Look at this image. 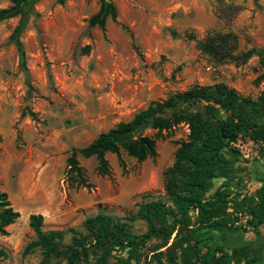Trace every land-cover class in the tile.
<instances>
[{
  "label": "rangeland",
  "instance_id": "rangeland-1",
  "mask_svg": "<svg viewBox=\"0 0 264 264\" xmlns=\"http://www.w3.org/2000/svg\"><path fill=\"white\" fill-rule=\"evenodd\" d=\"M116 16L103 28L87 27L98 0H37L36 15L20 33L32 90L17 67L16 51L8 36L16 17L0 20V191L6 193L18 217L0 235V264H42L38 248L26 251L34 233L30 213L42 215L41 229L62 230L68 243L73 232L85 233L87 216L102 213L121 218L133 233L146 223L133 216L140 202L159 198L170 207L162 189V171L173 161L177 142L187 128L178 124L155 139L154 157L137 161L123 150L106 152V174L98 173L93 156H77L80 174L67 171L71 148L89 143L99 132L126 121L148 103L194 84L224 83L238 94L255 98L264 84V59L244 62L217 60L199 48L206 35L235 37L233 53L264 48V0H109ZM8 5L0 0V8ZM261 78L257 80V77ZM142 134L152 136L153 130ZM234 151L220 152L232 174L214 178L205 196L221 187L230 192L225 214L230 227L197 230L231 243L251 244L249 258L264 264V223L246 212L260 186L246 177L243 164L261 155L264 146L241 137ZM149 194L150 197L145 196ZM191 219L195 212H189ZM171 221V218H169ZM72 229V230H70ZM173 233L168 239L172 243ZM148 239L139 264H155ZM208 240L199 242L200 252ZM163 249V248H162ZM116 253L108 264L116 263ZM164 264V257H161ZM48 264H64L52 260ZM87 264H97L95 258ZM200 264V263H196Z\"/></svg>",
  "mask_w": 264,
  "mask_h": 264
},
{
  "label": "trees",
  "instance_id": "trees-1",
  "mask_svg": "<svg viewBox=\"0 0 264 264\" xmlns=\"http://www.w3.org/2000/svg\"><path fill=\"white\" fill-rule=\"evenodd\" d=\"M7 1L8 5L0 8V20L17 18L8 41L16 51L17 67L29 97L32 86L19 36L29 17L36 15L34 4L37 0ZM115 16V7L109 0H98L97 10L87 19V27L102 29L106 19L114 20ZM235 44L233 35L215 33L199 41V48L217 60L244 62L253 55L264 59V48L233 53ZM260 78L258 76L257 80ZM178 124L186 126V136L177 142L172 163L162 171L163 194L172 207L159 198L140 202L129 218L146 223L142 233H133L129 223L119 217L96 213L83 220L85 233L73 232L69 242L64 243L62 230L43 231L42 215L30 213L27 224L34 233V239L25 250L38 248L42 264L52 260L63 261L64 264H87L89 257L95 258L97 264H108V257L113 252L117 261L113 264H139L140 249L148 239H155V244L149 248V257L155 264H163L161 257H164V264H255L252 263L254 258L248 257L251 251L249 242L239 240L231 243L211 233L204 237L194 233L209 228H222L226 233L237 231L228 225L229 219L225 214L226 205L232 198L230 192L221 186L207 196L205 193L212 179L232 174L228 161L220 152L224 149L234 151L230 145L235 139L243 137L264 144V84L253 99L238 94L234 88L221 82L194 84L172 92L164 99L148 103L130 119L118 121L106 131L99 132L85 146L71 148L66 157L67 171L80 174L78 155L84 158L93 156L96 170L101 174L108 172L106 152L123 150L137 161L154 157L156 137ZM144 129L153 130V135L142 134ZM145 196L150 197L149 194ZM240 200L242 204L248 201L245 210L256 224L264 223V187L257 191L252 204L245 196ZM191 210L195 212L192 219L189 215ZM17 217L18 211L10 206L6 193L0 191V235L6 233L5 226ZM172 233L174 246L168 244ZM203 240L208 242L206 249L200 252L198 244Z\"/></svg>",
  "mask_w": 264,
  "mask_h": 264
},
{
  "label": "crops",
  "instance_id": "crops-1",
  "mask_svg": "<svg viewBox=\"0 0 264 264\" xmlns=\"http://www.w3.org/2000/svg\"><path fill=\"white\" fill-rule=\"evenodd\" d=\"M243 166L246 177H250L261 186L264 182V151L261 155H256L252 160L246 161Z\"/></svg>",
  "mask_w": 264,
  "mask_h": 264
},
{
  "label": "built area",
  "instance_id": "built-area-1",
  "mask_svg": "<svg viewBox=\"0 0 264 264\" xmlns=\"http://www.w3.org/2000/svg\"><path fill=\"white\" fill-rule=\"evenodd\" d=\"M246 140H247L248 143H250V144H253V143H254V142H253L252 140H250V139H246ZM238 142H239V138L235 139V141L232 142V144H234V145H236V146H239V145H238Z\"/></svg>",
  "mask_w": 264,
  "mask_h": 264
}]
</instances>
